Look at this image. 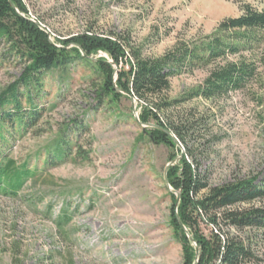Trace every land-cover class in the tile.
Returning a JSON list of instances; mask_svg holds the SVG:
<instances>
[{"label":"rangeland","instance_id":"374dc122","mask_svg":"<svg viewBox=\"0 0 264 264\" xmlns=\"http://www.w3.org/2000/svg\"><path fill=\"white\" fill-rule=\"evenodd\" d=\"M21 1L27 12L21 15L41 23L72 59L43 75L34 127L8 138L5 153L17 164L28 162L34 176L17 195L0 194V264H186L172 215L180 219L181 190L168 178L181 174L184 154L208 187L264 177V33L216 62L254 63V74L240 88L209 99L193 97L212 68L207 66L170 78L169 88L152 98L161 105L156 111L164 125L181 133L175 147L150 139L158 124L153 118L140 121L145 107L135 97L123 91L117 99L98 95L103 77L93 62L112 59L102 49L86 55L73 39L114 37L126 51L156 58L177 41L211 34L244 5L264 10V0ZM27 63L1 42L0 92ZM121 65L112 63L114 85ZM60 137L68 142L67 155L46 164L49 146ZM65 207L71 220L57 229ZM252 207H264V198L229 209ZM223 226L250 246L253 264H264V230ZM196 227L209 237L206 220ZM195 255L194 248V262Z\"/></svg>","mask_w":264,"mask_h":264},{"label":"trees","instance_id":"16d2710c","mask_svg":"<svg viewBox=\"0 0 264 264\" xmlns=\"http://www.w3.org/2000/svg\"><path fill=\"white\" fill-rule=\"evenodd\" d=\"M21 12L27 13L21 0H0V44L2 41L9 44L28 61L17 80L0 92V194L6 196L17 195L26 181L34 176L28 162L17 164L5 153L8 138L12 133L21 135L34 127L40 116L41 109L36 100L40 99L43 75L72 59L65 48L50 40L37 21L22 16ZM259 32L264 33V10L244 5L238 16L222 19L211 34L195 42L177 41L156 58H143L138 50L126 51L124 44L114 37L82 35L74 38L73 42L81 46L86 55L102 49L109 54L112 63L123 64L115 87L112 63L103 58L93 62L103 77L98 95L117 99L125 92L135 97L145 107L140 121L153 118L158 124L150 132V139L175 147L176 142L171 135L180 142L181 133L176 127L164 125L156 111L161 105L153 103L152 98L169 88L170 78L207 66L212 68L203 83L191 93L193 97L209 99L240 88L254 74V63L245 60L216 62L228 54H238L244 46L241 42L257 40ZM73 52L80 56L77 48ZM49 148H52V156L46 158V164L64 159L68 142L60 137ZM182 161L181 174L174 171L168 178L173 187L181 190L179 217L200 249L199 259L194 263V248L189 246L187 236L172 211L187 253L186 264H253L254 254L250 246L239 237L229 235L223 225L264 230V207L229 209L237 203L264 198V177L258 183L253 177L208 187L193 164L186 160L185 154ZM204 188H207V193L196 198ZM202 218L212 227L209 237L202 235L196 227ZM70 220L71 212L65 207L55 225L61 229Z\"/></svg>","mask_w":264,"mask_h":264},{"label":"water","instance_id":"95a60500","mask_svg":"<svg viewBox=\"0 0 264 264\" xmlns=\"http://www.w3.org/2000/svg\"><path fill=\"white\" fill-rule=\"evenodd\" d=\"M37 24H38L41 28H44L43 25H42L41 23L37 22ZM135 118L138 120L137 116H135ZM168 133L171 135L170 132H168ZM171 136L173 137L174 141H175L176 143H178V140H177L173 135H171ZM176 201H177V200H176ZM177 221H178L179 225L181 226V228L183 229V231L185 232L187 238H188L190 241H192V242L194 243V248H195V252H196V255H195V262H194V263H196V262L198 261V259H199V246L196 244V242L194 241V239L192 238V236L189 234L187 228L184 226V224L181 222V220H180L178 217H177Z\"/></svg>","mask_w":264,"mask_h":264}]
</instances>
